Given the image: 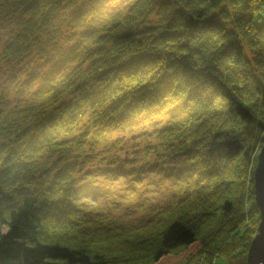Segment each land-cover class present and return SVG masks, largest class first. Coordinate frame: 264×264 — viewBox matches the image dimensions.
<instances>
[{"label":"trees","instance_id":"16d2710c","mask_svg":"<svg viewBox=\"0 0 264 264\" xmlns=\"http://www.w3.org/2000/svg\"><path fill=\"white\" fill-rule=\"evenodd\" d=\"M79 1L0 0L2 21L25 14L6 55L25 56ZM96 32L32 101L0 108V264H171L198 252L247 264L261 212L233 184L264 145V0H132ZM179 107L186 119L159 140L186 156V194L140 226L89 216L76 166L48 162L84 154L104 127Z\"/></svg>","mask_w":264,"mask_h":264},{"label":"rangeland","instance_id":"374dc122","mask_svg":"<svg viewBox=\"0 0 264 264\" xmlns=\"http://www.w3.org/2000/svg\"><path fill=\"white\" fill-rule=\"evenodd\" d=\"M131 2L80 0L73 9L61 10L53 25L39 33V41L33 42L29 52L17 59L6 55L4 46L23 29L20 24L25 14L15 13L7 21L0 18V97H3L0 108L32 101L45 77L66 72L71 64L68 57L71 60L75 53L86 55L83 48L91 44L85 43L81 35L94 42L99 33L96 28L105 24L110 14L124 12ZM179 108L157 118L134 119L123 128L104 127V138L87 145L84 154L73 153L60 160L54 156L48 162L51 165L69 162L80 169L76 173L78 186L86 189L88 195L80 201L89 216L111 215L124 226H140L153 217L154 209L166 207L186 194L189 180L180 177L186 169L183 164L186 156L176 151V145L161 144L159 140L160 134L174 130L186 119L185 109ZM257 164L258 157L254 165L245 169L243 183L233 184L243 191L241 199L246 209L253 203V197L257 204ZM202 253L176 259L171 264H205L206 253ZM216 263L228 264L222 256Z\"/></svg>","mask_w":264,"mask_h":264},{"label":"water","instance_id":"95a60500","mask_svg":"<svg viewBox=\"0 0 264 264\" xmlns=\"http://www.w3.org/2000/svg\"><path fill=\"white\" fill-rule=\"evenodd\" d=\"M255 195L261 212L258 233L254 237L247 258L248 264H264V146L258 156L255 170Z\"/></svg>","mask_w":264,"mask_h":264},{"label":"bare ground","instance_id":"6f19581e","mask_svg":"<svg viewBox=\"0 0 264 264\" xmlns=\"http://www.w3.org/2000/svg\"><path fill=\"white\" fill-rule=\"evenodd\" d=\"M70 61V58L68 57V62ZM71 65V64H70ZM58 160H60V159H58ZM77 171H80V169L78 168V167H76L75 169H74V173H73V175L75 174V175H77L76 173H77ZM83 190L85 191V193L84 194H86L85 196H88L87 195V192H86V190L83 188ZM260 222H261V213H260V221H259V224H260ZM248 263V262H247Z\"/></svg>","mask_w":264,"mask_h":264}]
</instances>
